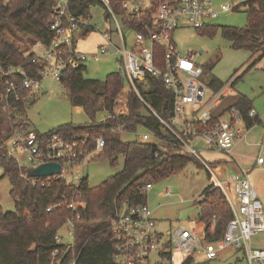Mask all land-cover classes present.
<instances>
[{"label":"trees","instance_id":"trees-1","mask_svg":"<svg viewBox=\"0 0 264 264\" xmlns=\"http://www.w3.org/2000/svg\"><path fill=\"white\" fill-rule=\"evenodd\" d=\"M160 1L150 0L148 10L135 13L123 8V0H109V3L124 29L146 33ZM94 3L100 2L68 0V13L86 18L89 16V7ZM52 5L53 0H0V64L4 70H15L13 74L0 77V88L7 80L19 81V70L29 77L39 78L41 64L30 52V46L36 41L43 44L50 42ZM239 7L246 13L247 22L244 27L206 25L195 29L199 34L207 36L219 30L233 49L246 50L251 57L256 55L254 61L233 78L232 86L264 56V0H241L233 11ZM106 17L109 18L107 12ZM163 53V48L155 45V63L160 68L163 65ZM202 67L203 75L211 69L207 64ZM84 71V65L77 68L67 65L61 71L59 81L65 87L70 104L81 107L90 122L81 126L63 124L51 131L36 133L46 135L56 131L67 137L86 134L88 149L92 148L94 139L102 135L104 146L92 160H106L113 166L121 158V170L95 186L89 185L87 179L74 185L60 177H51L48 183L41 186L40 182L46 178L29 177V167H20L13 157L6 155L5 143L12 131L17 128L29 129L18 120L17 115L24 112V105L32 95L28 90L18 87L19 100H9L8 108L5 109L6 100L0 95V178H8L11 185L9 195L14 201L12 211H4L0 207V264H68L74 257L75 264H118L112 259L114 240L107 229L117 211L124 205L146 204V193L142 192V188L147 182L167 178L195 159L191 155L169 151L153 139L123 141L119 132L106 131L122 124L125 130L141 128L162 140H171L148 110L141 112L142 103L133 93L129 96L128 116H113V100L125 82L121 74L112 72L103 80H98L86 78ZM224 84L215 77L209 80L213 91L220 90ZM137 86L150 107L159 116L169 120L172 116V98L162 79L147 74ZM231 107L238 109L248 128L259 123L258 116L248 115L252 106L247 97L239 95L225 109ZM98 112L104 113L100 121L95 119ZM21 173L23 176H20ZM70 202L78 205L76 212L68 207ZM197 205L199 213L196 221L204 223L208 238L221 237L232 215L223 195L212 182L201 193ZM48 207L52 209L47 211ZM213 216L214 233L211 234L208 227ZM67 220L73 223L72 245H67L63 240L56 242V236L65 230ZM54 250H57V255L52 256Z\"/></svg>","mask_w":264,"mask_h":264},{"label":"built area","instance_id":"built-area-1","mask_svg":"<svg viewBox=\"0 0 264 264\" xmlns=\"http://www.w3.org/2000/svg\"><path fill=\"white\" fill-rule=\"evenodd\" d=\"M99 2L114 23L115 30L112 33H101L102 41L99 46L92 52L83 53L75 48L74 36L79 26H87L89 16L74 17L68 13V0H53L51 40L48 44L36 41L30 46V52L41 64L39 78L29 77L24 71L16 70L19 81L7 80L0 88V95L6 100L3 109L8 108L9 100H19L18 87L28 90L32 95L33 91L39 89V82L43 77L48 75L59 80L61 71L67 65L77 68L85 66L88 59L98 61L102 56H113L117 69L115 72H121L125 79L124 85L113 100V116H128L129 96L133 93L141 101L142 109L148 110L158 120L161 130L168 134L171 140H162L141 128L139 129L142 132H138L139 129L125 130L122 124L106 131L129 132L135 136L134 139L140 141L153 139L169 151L198 158L200 164L209 171L214 187L223 195L232 215L223 235L209 239L204 223L202 227L194 224L188 228L176 227L161 231L157 229L153 212L147 203L124 205L107 226L114 240L113 261L118 264H183L186 261L190 264H202L232 251L239 253L246 264H264V249L251 247V237L264 232V209L249 182L248 170L240 169L239 172L225 177L222 170L209 168L197 155L200 149L209 153L230 155L234 146L247 134L249 128L237 108L218 111L222 99L232 92L233 79L218 91H213L208 81V88L203 81L205 75L202 64L198 60L200 54L195 51L182 52L173 41V33L181 24H187L194 29L201 28L216 19L219 14L233 11L237 3L216 4L214 0H162L157 5L147 32H132L133 39L128 42L109 0ZM122 6L131 13L143 10L137 4L129 6L123 2ZM155 45L161 46L164 51L161 68L155 63ZM9 73L13 74L15 70H4L0 64V77ZM147 74L160 77L171 95L172 116L169 120L159 116L140 94L137 83L143 82ZM224 115H227L226 119L222 118ZM248 115L254 117L257 113L251 109ZM5 144L6 155L13 157L17 163L25 158L29 169L42 163L56 162L60 164V174L52 177L66 180V169H69L74 179L78 180V175L73 173V165L91 161L104 146V139L102 135L96 137L92 148L88 149L86 134L67 137L53 131L43 135L31 129L17 128L12 131ZM262 162L263 156L259 155L256 163ZM50 178L41 181L40 185L44 186ZM152 188L153 183L147 182L142 192L147 193ZM163 194L169 195L170 190L164 189ZM68 207L72 212L78 209L75 202H70ZM51 209L48 207L47 211ZM214 219L215 216L208 227L211 234L214 233ZM169 225L174 224L170 222ZM64 229L69 231L72 240V221L67 220ZM62 240L61 236H56L57 243ZM66 244L72 245L71 242ZM55 255L57 250L52 252V256ZM75 263L76 257L68 264Z\"/></svg>","mask_w":264,"mask_h":264},{"label":"rangeland","instance_id":"rangeland-1","mask_svg":"<svg viewBox=\"0 0 264 264\" xmlns=\"http://www.w3.org/2000/svg\"><path fill=\"white\" fill-rule=\"evenodd\" d=\"M129 6L137 4L140 9L148 10L150 0H123ZM219 3H234L237 5L241 0H214ZM123 34L128 42L133 39V33L124 29L121 20L118 18ZM247 22L246 13L239 7L236 11H229L211 21V26H233L244 27ZM85 30H87L85 32ZM114 32L115 25L110 18L106 17V10L100 3H94L89 7V19L87 26L75 30L76 49L79 52L88 53L99 46L100 34L104 31ZM107 31V32H108ZM173 41L176 47L182 51H195L199 55V62L207 64L211 69L203 77L204 83L215 77L223 83L230 82L237 77L249 63L251 57L246 50H235L231 43L225 40L219 30L212 36L201 35L194 28L187 24H181L173 33ZM258 72H245L242 77L232 86L236 94H250L256 86L264 88V56L255 62L254 66ZM117 71L116 62L113 56H102L98 61L88 59L85 63L84 76L86 78L103 80L109 73ZM123 77L122 73L120 72ZM263 78V80H260ZM261 84V85H260ZM208 87V85H207ZM209 88V87H208ZM209 91V90H208ZM33 102L28 100L24 105V112L17 115L19 121L24 122L31 130L45 133L56 129L63 124L85 125L90 122L89 117L79 106H72L66 95V90L62 82L55 80L52 76H45L39 82V89L32 92ZM235 96H229L222 102V107L232 105ZM255 111V110H254ZM141 112L145 110L141 108ZM227 115L222 118L226 119ZM104 117L103 112H98L95 119L100 121ZM257 127V128H256ZM254 130L249 132L246 142H242V149L234 152L237 163H241L242 170H249L248 179L256 191L264 209V174L258 172L251 166L248 159L241 155H256L258 151L264 149V134L258 132L259 126H253ZM138 132H142L139 129ZM135 136L129 132H121L120 139L123 141L134 140ZM197 155L204 161L209 168L217 165L227 168L225 177L233 174L231 165H235L231 156L224 153H209L204 150L197 151ZM195 158V157H194ZM198 158L193 159L184 167L158 182H152L153 188L146 193V203L153 212L158 230L167 231L169 228L176 227L188 228L195 222V217L199 213L197 205L203 190L212 182L210 173L200 164ZM20 167H27L28 162L25 158L18 162ZM122 167V159L119 158L113 166L106 160H91L82 164H74L73 173L78 175V180L66 169V180L71 184L77 185L82 179H87L89 185L95 186L111 175L119 172ZM264 167V165H263ZM65 169V168H64ZM2 169L0 167V176ZM224 177V179H225ZM11 185L8 178H0V207L4 211H12L14 201L9 195ZM169 189L170 195H164L163 190ZM173 222V226H170ZM59 235L63 242H71V235L68 230H61ZM251 247L264 249V232H260L251 237ZM203 264H246L239 253L232 251L225 252L222 256L213 261Z\"/></svg>","mask_w":264,"mask_h":264},{"label":"crops","instance_id":"crops-1","mask_svg":"<svg viewBox=\"0 0 264 264\" xmlns=\"http://www.w3.org/2000/svg\"><path fill=\"white\" fill-rule=\"evenodd\" d=\"M108 31V30H107ZM107 31H104V32H107ZM75 37V36H74ZM75 42H74V44H76V41H77V39H76V37H75ZM100 41H102V37H101V34H100ZM75 48H76V46H75ZM92 52V51H91ZM255 57H256V55H254V56H252V57H250V59H249V63H251L252 61H254V59H255ZM248 63V64H249ZM247 64V65H248ZM249 72H258V70L257 69H255L254 67H252L250 70H248ZM260 80H263V78H260ZM261 85V84H260ZM232 87V86H231ZM239 95H243V96H245V97H247L248 99H249V101L251 102V106H252V109H254L255 111H256V113H257V116H258V121H259V123H257V124H255V125H257V126H259V128L260 129H258V132H260L261 134H264V88L262 87V86H256V88L253 90V92L252 93H250V94H236V91H235V89L232 87V92L230 93V94H227L223 99H222V101L220 102V104H219V106H218V111H222L223 109H225V108H227L228 106H230V105H228L227 107L225 106V107H222V102H223V100L225 99V98H227V97H229V96H235V100L233 101V103L236 101V99H237V97L239 96ZM30 102H33V95L30 97ZM255 125H253V126H255ZM253 126L252 127H250L249 129H248V131H247V134H246V136H245V138L244 139H242V140H240L235 146H234V148L232 149V151H231V154L229 155V156H231V158H232V160H233V162H234V164L235 165H231V167H232V169H233V173H237V172H239V170L240 169H242L241 168V163H237V161H236V159H235V157H234V152H235V154H237V151H240L241 149H242V142H246L247 141V139H248V137H249V132L250 131H252V130H254L255 128H253ZM257 128V127H256ZM30 129V128H29ZM259 155H262L263 156V162L261 163V164H258V163H256V158L259 156ZM241 157L242 158H244V159H248V161H250L251 162V166L252 167H254L256 170H258V172H260L261 171V174L263 175L264 174V167H263V165H264V149L263 150H260V151H258L257 152V154L256 155H241ZM215 168V170H217V171H219V170H222V174H223V176H225V173L227 174V168L226 167H221L220 165H217L216 167H214ZM248 173H249V170H248ZM171 193V192H170ZM170 195V194H169ZM195 222H194V224H197L199 227H202L203 226V223L202 222H197L196 220H197V215H196V217H195ZM193 224V225H194ZM206 234H207V232H206Z\"/></svg>","mask_w":264,"mask_h":264},{"label":"water","instance_id":"water-1","mask_svg":"<svg viewBox=\"0 0 264 264\" xmlns=\"http://www.w3.org/2000/svg\"><path fill=\"white\" fill-rule=\"evenodd\" d=\"M60 174V164L46 162L28 170L27 175L35 178H47Z\"/></svg>","mask_w":264,"mask_h":264}]
</instances>
